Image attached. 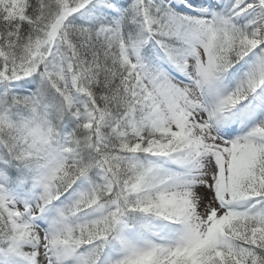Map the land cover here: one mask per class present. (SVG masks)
Instances as JSON below:
<instances>
[{
    "label": "snow or ice",
    "instance_id": "snow-or-ice-1",
    "mask_svg": "<svg viewBox=\"0 0 264 264\" xmlns=\"http://www.w3.org/2000/svg\"><path fill=\"white\" fill-rule=\"evenodd\" d=\"M0 264H264V0H0Z\"/></svg>",
    "mask_w": 264,
    "mask_h": 264
}]
</instances>
